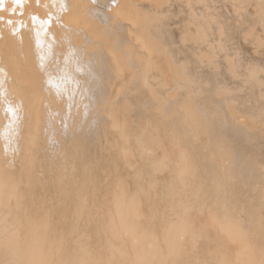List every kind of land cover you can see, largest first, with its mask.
Here are the masks:
<instances>
[{"label": "bare ground", "instance_id": "bare-ground-1", "mask_svg": "<svg viewBox=\"0 0 264 264\" xmlns=\"http://www.w3.org/2000/svg\"><path fill=\"white\" fill-rule=\"evenodd\" d=\"M0 264H264V0H0Z\"/></svg>", "mask_w": 264, "mask_h": 264}, {"label": "snow or ice", "instance_id": "snow-or-ice-1", "mask_svg": "<svg viewBox=\"0 0 264 264\" xmlns=\"http://www.w3.org/2000/svg\"><path fill=\"white\" fill-rule=\"evenodd\" d=\"M17 2H19V0H17Z\"/></svg>", "mask_w": 264, "mask_h": 264}]
</instances>
